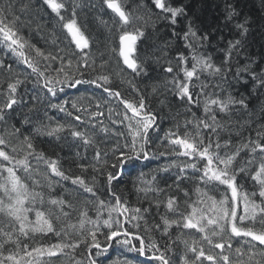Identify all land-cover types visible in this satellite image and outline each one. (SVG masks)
Here are the masks:
<instances>
[{"label": "snow or ice", "instance_id": "snow-or-ice-1", "mask_svg": "<svg viewBox=\"0 0 264 264\" xmlns=\"http://www.w3.org/2000/svg\"><path fill=\"white\" fill-rule=\"evenodd\" d=\"M89 10L95 21L81 19ZM182 18L177 0H100L99 9L94 0H0V50L9 54L0 61V264H264V117L241 123L264 95V67L232 63L239 39L214 62L201 51L209 35L191 22L185 30ZM156 21L183 41L162 68L163 88L151 90L159 111L140 87L151 78L144 42ZM93 23L107 31L100 43ZM235 27L245 35L247 20ZM236 85L248 100L228 90ZM24 109L41 127L15 119ZM50 110L62 114L55 125L39 115L51 121ZM41 131L67 132L85 155L65 168L37 149ZM157 156L167 159L164 176L143 171ZM138 168L133 204L118 189ZM110 249L135 258L112 259Z\"/></svg>", "mask_w": 264, "mask_h": 264}, {"label": "trees", "instance_id": "trees-1", "mask_svg": "<svg viewBox=\"0 0 264 264\" xmlns=\"http://www.w3.org/2000/svg\"><path fill=\"white\" fill-rule=\"evenodd\" d=\"M177 2L178 4L183 5L187 12V19H184V23L182 24V27L186 28V24L190 20H193V23L196 25V27L199 28V30L202 33H207L211 37V41L214 42L213 44L220 43L221 46H223L224 48L227 46L226 42L229 39H230L229 41H234L239 39L242 41V44L240 46V53H239V57L237 58V61L239 60L243 61L241 64L247 63L248 61H252L253 62L251 64L252 68H255L257 64H259L260 67H264V0H177ZM226 4L231 5L236 13V15L233 17L231 21L225 20L226 11H227ZM245 20H247L248 31L245 35L241 36L238 30L236 29L235 24L237 21L243 22ZM165 28H166L164 31L165 35H163L161 38H163L164 40L165 39L168 40L167 37L170 35L167 34L170 33L169 31L170 28L168 27ZM159 38L160 36L154 34V37L150 39L151 44L152 43L153 44L151 48H148L147 53H148V58L151 61H153L160 54L167 53L168 51H170V48H172L173 46L171 44L169 46V49L165 51H161L160 49L158 50V47L154 43H156ZM223 47L220 49L223 50L224 49ZM234 58H233V62H234ZM0 61H4L1 54H0ZM217 61L219 63L220 59H218ZM0 81L3 83L4 78H0ZM233 83L235 82L233 81ZM224 87L227 89L226 84L224 85ZM243 90L244 92L242 93V95L248 98L247 91L245 90V88H243ZM31 94H32L31 92L29 94L27 93L25 98L27 99V96ZM233 94L236 95L235 93ZM236 98L239 99L237 95ZM253 102L254 105H252L253 106L252 111L254 110V114L257 117L256 118L253 117L251 118V120L257 121L260 120L262 117H264V113H261V105H264V95H261L258 99L255 98V96H253L252 100L249 101V103H253ZM37 107H39V105H37ZM25 110L26 111L24 114L16 115L15 119L22 120L23 117H29L35 120V110L32 111H29L28 109ZM164 113L166 115L168 113V109ZM162 117L163 119L161 121V127L164 131H167V129H164V124H163V120L166 117L163 115ZM244 120H249V119L242 118L241 123H243ZM233 124H235V122H233ZM241 131L244 133L243 128L241 129ZM33 135L35 136V132L33 133ZM60 135L65 138L55 139L54 137H47L46 135L43 134V131H41V134L36 137L34 142L36 144L37 149H43L48 156L54 158L59 157L64 167L67 168L68 165L72 164L73 161L80 162L81 158L85 154V151L83 147L80 146L79 143H77L75 140H73V138L67 135V132H63ZM165 160L167 163L166 158ZM164 164H162L161 167ZM159 169L160 168H155L154 166H151V170H153L156 174L161 173L162 175H166L165 173L160 172ZM80 171L81 170L73 164L72 172L80 173ZM146 174H153V173H146ZM128 187H129V183L123 185L120 189H118L119 194L126 195L127 192L125 190L128 189ZM130 188H132V186ZM132 189L135 192V189L134 188ZM125 198L126 199L129 198V196H126ZM131 202L133 204L136 203V192L134 195L133 194L131 195ZM145 206H147V203H145ZM89 214L94 216L95 212L90 211ZM51 242H55V238ZM181 245L183 246L182 242ZM101 259H106V258L101 257ZM60 264H67V261L61 260Z\"/></svg>", "mask_w": 264, "mask_h": 264}, {"label": "bare ground", "instance_id": "bare-ground-1", "mask_svg": "<svg viewBox=\"0 0 264 264\" xmlns=\"http://www.w3.org/2000/svg\"><path fill=\"white\" fill-rule=\"evenodd\" d=\"M94 2L96 4V6H97V9H99L100 8V0H94ZM36 12L39 15H43V10L42 9H37ZM81 19H86V20L87 19H91V20L95 21V19H96V11L95 10H89V15L88 16H85L83 13H81ZM189 22L192 23L193 28L197 31L198 35H203L204 34V33H202L199 30L198 27H196V25L193 23V20H190ZM183 23H184V19L182 18L181 19V25L180 26H182ZM187 24H186V27H187ZM165 27H166L165 26V22H163V21H156L155 24H154V26L153 27H150L148 29L150 35L148 36L149 38L147 37V39L144 42V50L146 52H147L148 48H151V46L153 44V43L151 44L150 39L152 37H154V34L157 35V36H160V38H159L160 40L158 39L157 42L154 43L158 47V50L160 49V50H164L165 51V50L169 49V46L171 44L173 45L172 48H170V51H168L167 53L160 54L153 61H151L148 58L149 76L151 78L150 79H147L145 84H141L140 85L141 89L145 90V94L148 96L149 100L151 101V106L154 107L157 111L160 110V107L161 106L156 103V99H154L151 90H152L153 87L163 88V85L165 83V77H166L167 74L163 72L162 68L164 66H166V62L169 59H172L175 56L177 47L178 46L182 47V45H183V41L182 40L181 41H177L175 38L172 37V35H171V29L169 30L170 33L167 34V35H170V36L167 37L168 40H166V39L164 40L163 38H161L163 35H165V32H164L165 29H166ZM90 30L92 31V35H93L94 38L95 37H100V39L98 40V43L102 42L103 36H106L107 35V31L103 28V26L102 25L101 26H97L96 23H93L92 24V28ZM185 30H186V28H185ZM32 31L34 32L35 29H32ZM49 32H50V29H48L47 27H45V31H44L43 35L47 36L49 34ZM102 33H103V35H102ZM32 38L35 41H38L40 44H43V39L41 38V35H35ZM228 41L226 42V44L228 43ZM162 43H164V44H162ZM213 43L214 42L211 41V37H210V39L208 41H205L204 42L203 48L201 49V51L204 54L212 57L213 60H214V62L218 63L217 60L220 59V57L223 55V51L220 49L223 46H221L220 43H217V44H213ZM0 54L2 55L4 61L9 59V54L6 53L5 51L0 50ZM238 62L239 63H242L243 61H241V60L237 61V58H234V62L232 61L233 64H236ZM0 78H4V77L3 76H0ZM0 84H2L1 81H0ZM28 87H29V89H31V88L34 87V85L29 84ZM121 89L124 90V91H126L128 89L127 80H125V82L121 85ZM237 89H238V92H237ZM68 91H69V98L75 99L76 98L75 97L76 89H69ZM229 91H232L233 93H235L239 99L241 97H243L244 99L248 100V98H246L244 95H242V93L244 92V90H243V88L240 85H236V89H229ZM80 92L81 93L84 92V89L82 87L80 88ZM85 103H86V101H85ZM252 105H254V102L253 103H249V110H248L249 112H252V107H253ZM166 110H167V108L164 109V112ZM25 111L26 110L24 109L22 112H17L16 115L24 114ZM180 111L181 112H184L185 110L184 109H180ZM164 112L161 113V115H163V116L166 117L163 120L164 129H168V127H170L171 124H170V121L168 119V116L165 115ZM39 115L43 118L44 124L51 123L52 125H55L57 123L56 117H61L62 116V114H60V113H52L51 110H50L49 115L52 116L53 119L51 121H49L48 117H45L43 115V112H40ZM237 115L238 116H242V114H239V113ZM253 117L256 118L257 116L254 114L251 118H253ZM242 118H244V119L245 118L246 119H251L248 116H242ZM32 125L34 127H41V122H40V120H37V119L33 120L32 119ZM21 127H23L22 124H21ZM243 134L246 136L247 135V132H244ZM164 163H166L165 158H161V157L157 156L155 159H152V160H150L148 162L149 166L147 168H144L143 171L145 173H153V174H156L153 170H151V166H154L155 168H160L161 165L164 164ZM140 170L141 169H139V168L138 169H135V170H131L130 169L129 172H126L125 173L124 185L126 183H129V187H128V189L125 190L127 192L126 195L121 194L123 197L129 196L130 193L133 194V195L135 194V192L132 189L133 188V183L132 182L136 181V177L139 174V171ZM173 171H175V170H173ZM158 175L164 176L161 173H159ZM131 186H132V188H130ZM166 191L174 192V189H166ZM148 198L149 199H152V194L151 193L148 194ZM145 203H147V200L145 201ZM160 242H161V244L164 243L163 240H161ZM169 243H171V241H169ZM178 243H179V250L182 251L183 246L181 245V242L178 241ZM173 246L176 247V245H173ZM110 256H111L112 259H114V258H116L118 256L120 258H123L124 256H127L130 259L135 258L134 257V254H131V253H122L119 249H111Z\"/></svg>", "mask_w": 264, "mask_h": 264}]
</instances>
